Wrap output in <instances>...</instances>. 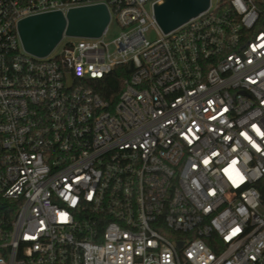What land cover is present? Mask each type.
Segmentation results:
<instances>
[{"label":"built area","instance_id":"2783aa9c","mask_svg":"<svg viewBox=\"0 0 264 264\" xmlns=\"http://www.w3.org/2000/svg\"><path fill=\"white\" fill-rule=\"evenodd\" d=\"M162 2L0 0V264H264V0L169 34ZM93 5L100 38L25 51L21 20Z\"/></svg>","mask_w":264,"mask_h":264},{"label":"water","instance_id":"95a60500","mask_svg":"<svg viewBox=\"0 0 264 264\" xmlns=\"http://www.w3.org/2000/svg\"><path fill=\"white\" fill-rule=\"evenodd\" d=\"M211 0H163L154 6L157 24L164 34L185 25L210 7ZM110 23L105 5L71 9L66 15L51 12L23 19L18 32L26 52L39 58L48 57L64 36L100 38ZM72 84V81H69ZM183 243H179V249Z\"/></svg>","mask_w":264,"mask_h":264},{"label":"trees","instance_id":"16d2710c","mask_svg":"<svg viewBox=\"0 0 264 264\" xmlns=\"http://www.w3.org/2000/svg\"><path fill=\"white\" fill-rule=\"evenodd\" d=\"M262 10L264 11V7H262ZM134 71L135 69L132 65L118 66L113 73L103 80L93 82L92 86L95 92L98 93L104 101L109 102L111 105H115L125 87V80L128 79ZM207 243L212 247L210 242L207 241Z\"/></svg>","mask_w":264,"mask_h":264},{"label":"rangeland","instance_id":"374dc122","mask_svg":"<svg viewBox=\"0 0 264 264\" xmlns=\"http://www.w3.org/2000/svg\"><path fill=\"white\" fill-rule=\"evenodd\" d=\"M217 0H214V4L216 5ZM121 33V29L117 26L116 22L114 21L111 24V27L109 29L108 36L106 37V41L108 43L112 42L114 39H116L119 34ZM146 37L149 41H155L158 38L157 32L155 31L154 28H150L148 32L146 33ZM76 39H70V38H65L62 43L58 46V48L55 51V55H58L61 53V51L64 49L65 45L70 42V41H75Z\"/></svg>","mask_w":264,"mask_h":264}]
</instances>
